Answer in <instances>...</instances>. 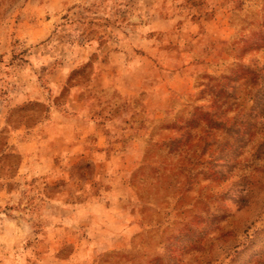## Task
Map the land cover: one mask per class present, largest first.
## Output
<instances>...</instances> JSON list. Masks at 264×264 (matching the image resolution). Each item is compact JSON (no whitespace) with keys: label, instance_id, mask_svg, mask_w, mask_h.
Returning a JSON list of instances; mask_svg holds the SVG:
<instances>
[{"label":"rangeland","instance_id":"rangeland-1","mask_svg":"<svg viewBox=\"0 0 264 264\" xmlns=\"http://www.w3.org/2000/svg\"><path fill=\"white\" fill-rule=\"evenodd\" d=\"M0 264H264V0H0Z\"/></svg>","mask_w":264,"mask_h":264}]
</instances>
